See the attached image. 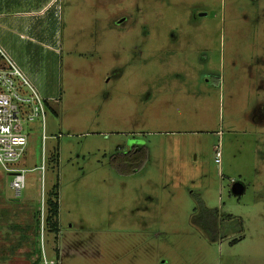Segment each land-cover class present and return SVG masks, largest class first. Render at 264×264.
<instances>
[{
    "label": "rangeland",
    "instance_id": "rangeland-1",
    "mask_svg": "<svg viewBox=\"0 0 264 264\" xmlns=\"http://www.w3.org/2000/svg\"><path fill=\"white\" fill-rule=\"evenodd\" d=\"M42 1L5 13L27 27L0 43L55 110L58 233L47 208L36 223V174L15 200L0 170V264H264V0Z\"/></svg>",
    "mask_w": 264,
    "mask_h": 264
},
{
    "label": "built area",
    "instance_id": "built-area-1",
    "mask_svg": "<svg viewBox=\"0 0 264 264\" xmlns=\"http://www.w3.org/2000/svg\"><path fill=\"white\" fill-rule=\"evenodd\" d=\"M49 109V101L0 46V170L9 178L8 186L16 197L26 189L29 174H36L41 219L47 208V173L53 152L47 140L60 136L46 132ZM34 141L39 142L38 154L33 150ZM220 153L217 146L216 162L220 161Z\"/></svg>",
    "mask_w": 264,
    "mask_h": 264
},
{
    "label": "trees",
    "instance_id": "trees-1",
    "mask_svg": "<svg viewBox=\"0 0 264 264\" xmlns=\"http://www.w3.org/2000/svg\"><path fill=\"white\" fill-rule=\"evenodd\" d=\"M52 111L55 112L54 110ZM54 149H53L54 154L51 155L50 161H49V170H50L51 165H53L54 161L56 165L58 163V153L55 154ZM130 152H129L130 154L127 155L128 157H126V160H129L130 158H132V159H135V161L137 162L138 158L139 160L142 159L141 158L142 152H138L137 155H135L136 151H134V149H131ZM17 198L18 197L15 196V200ZM46 203H47L48 209H47V216L45 220L49 226V229L54 233H58L57 215H58L59 201H58V181L57 180L48 191V200H46ZM197 203H198L197 209H196L197 212H196V217H195V221L197 225H199L202 228V230L206 234L209 235L211 239L218 240L222 238L224 235V231L227 228V225L224 224L223 214L220 212V210L217 207H214V208L206 207L203 204L202 200H197ZM36 211H37L36 212V216H37L36 223L38 224L39 213H38V210ZM40 261H41V256H37L36 259L32 262V264H39Z\"/></svg>",
    "mask_w": 264,
    "mask_h": 264
},
{
    "label": "crops",
    "instance_id": "crops-1",
    "mask_svg": "<svg viewBox=\"0 0 264 264\" xmlns=\"http://www.w3.org/2000/svg\"><path fill=\"white\" fill-rule=\"evenodd\" d=\"M22 1H24L25 4H31L32 2H34V0H0V35H7L9 38V41H13L15 38H17L16 34L21 32V29H25V27H27V24H25V22H20L18 21L16 24V22H9V21H5L4 20V14L8 13L10 11H18L15 8H17L18 6L21 5ZM64 1V0H63ZM58 2H61L60 0H43L42 1V6L43 8L49 7L52 9L53 11V7L55 6V4H57ZM73 5L71 9L73 10H77L79 8H77V3L79 2V0H73ZM81 2H83V0H81ZM63 2H61L62 4ZM72 4V3H70ZM12 6V9H9V7ZM67 6V5H66ZM62 7V6H61ZM60 8V3L57 4V9ZM27 9H24V12H28L26 11ZM36 9L34 10H30L29 12H34ZM63 12L65 10V7H63ZM54 14V13H52ZM79 13L76 12V15L74 16V20L71 23H68L66 28L69 30H72L70 33L71 35L73 34V32L77 33L79 30H82V23L80 22L79 19ZM62 15V12H61ZM55 17V15H54ZM59 17V16H58ZM66 29V30H67ZM20 36H22V34L20 33ZM76 38H79L78 36ZM3 42V41H2ZM4 43V42H3ZM6 45V42L4 43ZM4 44L2 45L0 43V46L9 54V56L17 63V65L21 68V70L26 74V76L28 77V79L30 80V82L35 85V84H39L38 80L34 77V74L30 71L29 67H26L25 65L19 64L12 56L11 54L4 48ZM36 86V85H35ZM37 89V87H36ZM52 108V107H51ZM53 109V108H52ZM54 110V109H53ZM55 111V110H54ZM58 214H59V206H58ZM57 220H58V215H57Z\"/></svg>",
    "mask_w": 264,
    "mask_h": 264
},
{
    "label": "water",
    "instance_id": "water-1",
    "mask_svg": "<svg viewBox=\"0 0 264 264\" xmlns=\"http://www.w3.org/2000/svg\"><path fill=\"white\" fill-rule=\"evenodd\" d=\"M243 191H244V186H243L242 183L237 182V181H235V182L232 183V185H231V192H232V194H234V195L237 196V195L242 194Z\"/></svg>",
    "mask_w": 264,
    "mask_h": 264
}]
</instances>
